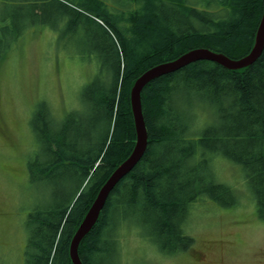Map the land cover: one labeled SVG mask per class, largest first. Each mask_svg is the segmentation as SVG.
<instances>
[{
	"label": "trees",
	"instance_id": "obj_1",
	"mask_svg": "<svg viewBox=\"0 0 264 264\" xmlns=\"http://www.w3.org/2000/svg\"><path fill=\"white\" fill-rule=\"evenodd\" d=\"M25 2L31 17L47 5L57 22L73 31L83 27L104 44L99 68L82 87L77 104L61 115L50 107L47 115L36 111L31 120L42 159L36 155L27 162V179L52 188L27 213L23 264H72L68 251L76 228L135 144L129 92L136 78L196 47L231 58L246 55L263 0ZM5 22L0 16V31ZM30 22L26 18L23 26ZM8 44L0 33V55ZM140 101L146 150L113 187L80 240L82 264H126L121 237L128 231L147 238L162 256L187 252L194 242L188 229L193 203L202 196L228 207L240 203L233 185L218 180L206 152L241 165L256 215L264 221V47L244 68L199 60L159 76L142 88ZM202 114L211 122L192 139ZM39 118L44 127L37 125ZM189 160L198 165L190 166ZM35 200L43 199L35 195Z\"/></svg>",
	"mask_w": 264,
	"mask_h": 264
},
{
	"label": "rangeland",
	"instance_id": "obj_2",
	"mask_svg": "<svg viewBox=\"0 0 264 264\" xmlns=\"http://www.w3.org/2000/svg\"><path fill=\"white\" fill-rule=\"evenodd\" d=\"M30 14L25 0H0V16L8 24L0 33L10 43L0 55V264H23L27 213L52 188L33 186L27 179V162L36 155L42 159L31 120L36 111L47 115L52 109L61 115L77 104L82 87L99 68L104 45L83 27L73 31L57 22L47 5L37 17ZM26 18L31 19L28 27L23 26ZM201 117L199 132L189 135L192 139L211 122L205 114ZM37 125L44 127L43 120ZM205 156L218 180L233 185L240 203L223 206L207 196L193 203L188 229L194 242L177 256H162L147 238L128 231L121 237L126 264H264V221L256 215L241 165L219 153ZM35 195L43 200L36 201Z\"/></svg>",
	"mask_w": 264,
	"mask_h": 264
},
{
	"label": "water",
	"instance_id": "obj_3",
	"mask_svg": "<svg viewBox=\"0 0 264 264\" xmlns=\"http://www.w3.org/2000/svg\"><path fill=\"white\" fill-rule=\"evenodd\" d=\"M264 47V0L260 22L258 24L254 43L246 55L240 58H231L222 52L207 47H196L187 50L175 59L158 63L142 72L130 88L129 97L131 111L136 132V140L131 153L109 175L99 189L93 203L76 228L69 245V256L72 264H82L78 255V244L98 219L99 213L113 187L122 179L141 159L147 147V132L141 110L140 93L142 88L151 80L172 73L190 63L199 60H208L218 63L227 69H240L251 65L261 54Z\"/></svg>",
	"mask_w": 264,
	"mask_h": 264
},
{
	"label": "flooded vegetation",
	"instance_id": "obj_4",
	"mask_svg": "<svg viewBox=\"0 0 264 264\" xmlns=\"http://www.w3.org/2000/svg\"><path fill=\"white\" fill-rule=\"evenodd\" d=\"M4 250L6 251V249L4 248ZM6 252H10V251H6ZM9 261H11V257H10V260Z\"/></svg>",
	"mask_w": 264,
	"mask_h": 264
}]
</instances>
